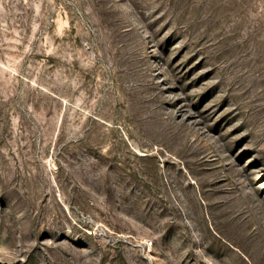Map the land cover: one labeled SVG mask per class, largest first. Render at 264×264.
Instances as JSON below:
<instances>
[{"label":"rangeland","instance_id":"obj_1","mask_svg":"<svg viewBox=\"0 0 264 264\" xmlns=\"http://www.w3.org/2000/svg\"><path fill=\"white\" fill-rule=\"evenodd\" d=\"M0 264H264V0H0Z\"/></svg>","mask_w":264,"mask_h":264},{"label":"built area","instance_id":"obj_2","mask_svg":"<svg viewBox=\"0 0 264 264\" xmlns=\"http://www.w3.org/2000/svg\"><path fill=\"white\" fill-rule=\"evenodd\" d=\"M148 245H152V241H149V242H148Z\"/></svg>","mask_w":264,"mask_h":264}]
</instances>
